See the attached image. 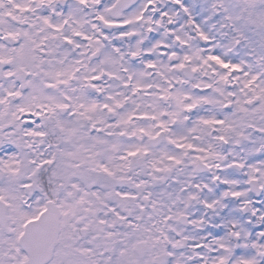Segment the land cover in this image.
Wrapping results in <instances>:
<instances>
[{
	"label": "clouds",
	"instance_id": "1",
	"mask_svg": "<svg viewBox=\"0 0 264 264\" xmlns=\"http://www.w3.org/2000/svg\"><path fill=\"white\" fill-rule=\"evenodd\" d=\"M145 3L0 0V55L11 57L13 50L25 42V33L34 41L48 37L45 49L37 52V61L26 70L31 75L15 64L0 63V193L6 198L22 196L33 211L49 201L78 200L81 192L71 185L81 181L60 173L58 165L41 166L40 162L53 157L60 160L62 153H79L89 169L98 170L103 164L124 178L111 191H127L132 196L122 199L113 195L106 206L93 212L84 209H96L95 203L80 206L71 218V235L59 242L49 264L61 260L63 264L69 260L80 264H218L221 256L225 264H243L245 260L264 264V236L260 235L264 233V112L254 111L258 105L247 106L248 113L237 111L234 103L224 107L229 99L246 98L239 93L248 78L245 73L261 75L264 80V0H183L181 5L174 0H155V10L149 8L144 20L136 21ZM184 7L190 9L191 17ZM70 11V23L60 33H54L43 22L42 18L48 16L53 23H62ZM160 12H168L169 16L162 18ZM100 15L116 21L131 19L133 22L124 30L135 35L121 38V29L104 25L98 19ZM189 19L200 25L209 37L207 41ZM73 27L93 40L73 37L81 47L68 46L62 36L71 34ZM173 29L188 40L189 46L182 47L175 41ZM159 40L172 48H153L146 55V50ZM96 48L109 59L100 53L93 55ZM173 50L178 57L170 59L168 54ZM131 51H139L140 55L131 57ZM184 54L193 59L184 61L181 69L176 65ZM212 55L241 68L233 72L213 60L205 63ZM148 59L154 61L155 68L146 66ZM69 66L78 69L71 77L64 73ZM125 67L129 72L123 71ZM8 72L14 74L8 76ZM92 76H99V81L85 79ZM223 76H228L227 82L221 79ZM93 83L96 89L91 87ZM16 91L21 95H8ZM230 92L237 96L229 97ZM82 95L97 105L94 112H89L91 121L79 115L78 105L85 102ZM63 103L71 108L57 107ZM105 103L115 111L104 109ZM187 104L196 106L189 110ZM72 109H76L75 115ZM28 112L33 115L28 116ZM145 112L148 118H138ZM132 113L137 117L128 120ZM29 119L34 122L31 127L25 123ZM121 119L126 123H118ZM219 119L225 120L224 128L229 123L231 128L223 131L222 126L204 123ZM162 121L166 128L163 132ZM93 122L101 131L91 129ZM109 124L117 126L109 128ZM69 128L78 129V134L70 136ZM39 132L45 135L34 134ZM157 132L161 134L157 136ZM219 135H225L226 142L216 140ZM173 141L192 143L208 152L181 149ZM132 152L136 155H129ZM201 155L206 161L196 159ZM171 156L180 163L169 159ZM233 161L244 167L228 168ZM205 163L213 167H205ZM216 164L221 167L217 169ZM216 176L236 183L224 186ZM25 184L31 186L23 188ZM224 191L244 195L232 200L222 196ZM205 200L220 203L208 209ZM109 207H115L133 223L119 220L108 212ZM166 216L171 219L165 220ZM101 218L108 223L99 224ZM201 219L202 223H191ZM217 223L223 228L213 227ZM63 252L70 255H57Z\"/></svg>",
	"mask_w": 264,
	"mask_h": 264
},
{
	"label": "snow or ice",
	"instance_id": "2",
	"mask_svg": "<svg viewBox=\"0 0 264 264\" xmlns=\"http://www.w3.org/2000/svg\"><path fill=\"white\" fill-rule=\"evenodd\" d=\"M82 4H87L88 0H80ZM96 3H99V0H95ZM174 2L177 5H181L183 3V0H174ZM155 0H146V3L144 4L142 10L139 12L138 15L135 16L136 21H142L144 20V14L148 11L149 8L154 9ZM183 11L188 14L189 17H191V11L188 7H184ZM53 12H55V9H53ZM57 15H63V13H57ZM73 13L70 11L68 13V17L64 18L62 23H53V21L48 17H43V22L45 25H47L54 33H60L62 29L69 25L70 18L72 17ZM160 16L167 17L169 16L168 12H160ZM100 21L103 22L104 25H107L108 27H116L121 29L120 36L121 38L133 36L135 35L134 32H129L124 29L131 24L133 21L131 19H125V20H112L107 19L105 16L100 15L98 17ZM169 20L171 22V18L169 17ZM189 23L193 24L195 28L197 29L199 36L207 41L209 37L200 30V25L195 22L193 19H189ZM75 23H79V21H75ZM151 23V21H149ZM149 32L152 31L151 27L148 29ZM173 34L175 41L178 42V44L182 47L189 46V42L187 39L183 38L182 35L176 34V30L173 29ZM168 33H165L167 35ZM15 35V34H12ZM73 37H77L83 40L92 41L93 37L88 35L86 32L78 31L76 28L71 29V34H64L62 36V40L68 45V46H74L75 48H80L81 45L73 39ZM48 37L44 36L38 41H34L31 39L29 34L25 33V42L21 43L20 46L13 50V55L11 57H8L7 59L0 55V63H9V64H15V66L21 71L26 73L27 75H31L30 72H27V68L34 65L37 61V52L43 51L45 49L44 41L47 40ZM107 39V37H105ZM96 43L99 44L100 41L96 40ZM153 48H164V49H170L172 48L171 44L165 43L163 40L156 41L154 44H152L151 47H149L146 50V55H150ZM116 52H119L120 49L116 48ZM96 53H100L102 56L105 57V60L109 59L108 54L101 52L100 48H96L93 55ZM161 54H168V53H161ZM198 54V50H197ZM131 57H137L140 55L139 51H131L130 52ZM169 58L175 59L178 57L177 51L173 50L170 52ZM193 56L189 54H184L182 57L181 62L176 65L178 68H184L185 63L184 61H192ZM207 60H213L217 64H219L221 67L228 69L230 71H239L241 66L239 64L231 63L223 59L219 55H212L209 56L204 62L207 63ZM146 66L148 68H155V63L151 59L146 60ZM129 68L125 67L123 71L129 72ZM193 71H196V68L194 67L192 69ZM75 71H78V69L73 70L71 66H69L68 69L64 70V73L68 74L70 77L75 74ZM13 72H8V76H12ZM61 73H58L60 75ZM245 76L248 77L245 79L244 86L239 90V93L241 96L246 97L245 99H236L235 101L229 99L227 104L224 105V107H229L235 104L237 111L248 113L249 109L247 106L249 105H258L254 111L256 112H264V80L261 79V75L253 74V73H245ZM86 80L91 81H99V76H92V77H85ZM131 79V76L129 77V80ZM221 79L225 82L228 80V76H223ZM237 81L240 79L239 77L235 78ZM64 83H67V81H63ZM31 84V81H29ZM51 87V85H49ZM35 87V86H33ZM93 89L97 88V84L93 83L91 85ZM150 87V85H149ZM206 87H210V85H207ZM140 85H137V89L139 90ZM245 89L248 90V92H245ZM100 91H103L102 89H99ZM219 91V90H218ZM9 96H20L21 93L19 91L16 92H9ZM229 97H236V92H230L228 93ZM70 99V98H69ZM81 99L85 102L79 103L78 107L81 109L79 115L89 121L92 120V117L89 115V112H94L97 108V105L95 102L89 101L86 95H82ZM201 99H207V97H202ZM0 103H3V101H0ZM117 105L120 104V101H116ZM195 104H187L186 108L191 110L195 107ZM43 107V106H41ZM58 108L60 109H69L71 108V105L68 103L58 104ZM104 109H107L108 111L114 112L115 108H111L109 104L105 103L103 105ZM21 112H24L25 110L23 108L20 109ZM72 113L76 114V109H72ZM28 116L33 115V113L28 112ZM148 113H141L139 114L138 118L140 119H146L148 118ZM137 117V113H132L128 116V120H131L132 118ZM155 119V117H152ZM25 123L31 127L33 121L26 120ZM118 123H126L125 120L121 119ZM204 123L211 124V125H218L222 126L223 131H227L228 128H231V123L227 125V128H224L226 122L225 120L219 119V120H205ZM117 125L109 124L108 127H115ZM91 129L95 130L97 132L101 131V129H98L96 126V123H91ZM166 128L163 126V121L161 122V132L165 131ZM141 132H144L145 129L141 128ZM261 131H264V128L261 129ZM67 132L70 136H75L78 134V129L76 128H69L67 129ZM161 132H157L156 135L159 136ZM36 135L43 136L45 135L44 132L34 133ZM111 134V133H109ZM93 139L97 140V142L103 143V141H100L98 137H93ZM218 141L226 142L227 138L225 135H219L215 138ZM173 143L177 144V147L183 149L188 148L190 150H194L196 152H208L207 148H199L196 145L192 143H179L177 141H173ZM139 151V150H137ZM129 155H136L135 152L129 153ZM171 160H176L177 163H180L179 160L175 156L169 157ZM197 160L200 161H206L205 156H197ZM41 166H57L60 173L64 174L65 176L71 178L76 177L81 181V184L84 185V188H81V184L73 183L71 185L74 189H79L81 194L79 195L78 200H75L72 203H67L65 201H49L47 204L43 205L39 209L33 211L31 209V205L29 202L24 199L22 196L16 194L10 197H5L3 193H0V264H49V257L52 254V252L56 249L59 242L61 240L67 239L70 235V229L74 227V225L71 222V218L76 216V210L82 206L87 204H93L95 203L98 207L96 209L93 208H85V211L93 212L98 211L100 206H106V201L109 199V197L115 195L116 197L122 198V199H128L132 196L131 193L127 191H120V192H113L111 189L114 188L120 181H122L124 178L122 176H117L115 172L109 169L106 165H99L98 170H92L89 169L87 161L79 155V153L75 152H68L67 154L62 153L61 159L57 160L54 157L42 160L40 162ZM205 167L212 168L213 165L205 163ZM217 169H219L221 166L219 164L214 165ZM228 168H243L244 165L241 163H238L236 161H233L231 164L227 165ZM87 170V171H85ZM79 174V175H77ZM215 179L219 181L222 185L227 186L230 184L236 183L234 180L230 179H221L220 176H216ZM31 185L25 184L22 185L23 188H28ZM92 188L94 190L88 191L86 189ZM197 188L200 187V185H196ZM207 187V185H205ZM10 191H13L11 188H9ZM244 195L243 192L240 191H224L222 193V196L227 198L230 197L232 200H236ZM68 196H72V193L69 192ZM89 196H91L94 199H89ZM134 198V197H133ZM220 203V201H212L209 200L204 201V207L208 209H213L216 204ZM51 206V208H50ZM222 207L226 208L227 204H223ZM108 212L112 213L115 217H117L121 221L127 220L129 224H132L133 222L131 220H128L127 217L121 215V213L115 208V207H109ZM178 215H183L182 212L178 213ZM83 217H77V220H82ZM165 220L171 219L170 216L164 217ZM202 223L203 220L200 221L192 220L191 223ZM99 224L105 225L108 223L107 220L101 218L98 221ZM235 223V221H233ZM88 225H85L87 227ZM215 228H223V224L217 223L213 225ZM111 235V233H109ZM235 235H239V233H235ZM260 235L264 236V233H260ZM7 236V239L5 237ZM7 244V251L4 250V245ZM202 247V245H201ZM221 248L225 247V245L221 244ZM85 251V250H81ZM58 256H69L70 254L67 252L63 253H57ZM168 255H172V253H168ZM59 264H63V261L61 260ZM68 264H80L77 260H69ZM131 264V262H130ZM218 264H225V258L223 256L220 257ZM243 264H251V261H243Z\"/></svg>",
	"mask_w": 264,
	"mask_h": 264
}]
</instances>
